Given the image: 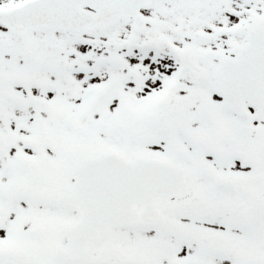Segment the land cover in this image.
Here are the masks:
<instances>
[{"label":"snow or ice","instance_id":"snow-or-ice-1","mask_svg":"<svg viewBox=\"0 0 264 264\" xmlns=\"http://www.w3.org/2000/svg\"><path fill=\"white\" fill-rule=\"evenodd\" d=\"M0 264H264V0H0Z\"/></svg>","mask_w":264,"mask_h":264}]
</instances>
